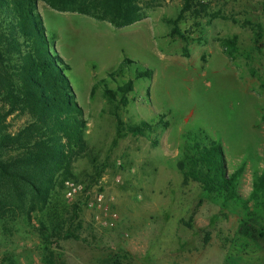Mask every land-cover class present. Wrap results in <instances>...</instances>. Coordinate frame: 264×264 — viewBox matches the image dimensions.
<instances>
[{
  "label": "rangeland",
  "instance_id": "374dc122",
  "mask_svg": "<svg viewBox=\"0 0 264 264\" xmlns=\"http://www.w3.org/2000/svg\"><path fill=\"white\" fill-rule=\"evenodd\" d=\"M37 4L87 122L70 177L106 176L120 219L103 229L83 204L70 224L76 200L58 188L32 220L22 213L0 220V264H264V192L253 195L264 173V0H191L178 21L185 38L170 35L185 0H152L122 27ZM146 69L152 76L139 78ZM129 80L125 105L120 87ZM29 120L9 117L13 131ZM144 121L153 123L146 135L127 132ZM200 131L222 143L228 174L244 165L239 199L225 206L178 166L189 133ZM39 218L48 228L66 220L79 237L50 244Z\"/></svg>",
  "mask_w": 264,
  "mask_h": 264
},
{
  "label": "trees",
  "instance_id": "16d2710c",
  "mask_svg": "<svg viewBox=\"0 0 264 264\" xmlns=\"http://www.w3.org/2000/svg\"><path fill=\"white\" fill-rule=\"evenodd\" d=\"M37 1L0 0V220L15 218L19 213L32 220L36 211H42L48 203L54 202L52 194L58 188L64 194L67 179L79 180L70 177V166L85 147L87 122L75 101L67 73L70 68L46 34ZM151 1L46 0L57 10L77 11L98 20H109L120 27L139 20L143 7ZM190 8L191 0H185L171 36L185 38L178 21L182 13ZM232 43L231 40H224L225 50ZM128 63L130 60L125 58L119 69ZM151 76L150 69L138 72L139 78ZM120 89L122 101L127 105L126 93L133 89V81L129 80ZM105 92L109 98L116 97L111 89L106 88ZM13 114H27L30 120L13 131L9 122ZM164 123L168 124L167 121ZM152 129L153 123L144 121L130 125L127 132L143 136ZM188 139L184 157L178 163L186 178L198 182L204 194H217L224 206L239 199L238 185L244 165L228 174L221 142L201 131L189 133ZM61 175L62 181L59 178ZM253 186V195L264 192V173L255 179ZM59 205L55 204V211L63 214ZM82 205L81 201L74 203L70 224L78 218ZM35 217L38 218V215ZM39 221L45 240L55 238L50 244L61 238L79 237L70 226H64L66 220L54 224L52 228L46 226L43 218ZM53 254L50 251V255ZM46 262L54 264L50 258H46Z\"/></svg>",
  "mask_w": 264,
  "mask_h": 264
},
{
  "label": "built area",
  "instance_id": "2783aa9c",
  "mask_svg": "<svg viewBox=\"0 0 264 264\" xmlns=\"http://www.w3.org/2000/svg\"><path fill=\"white\" fill-rule=\"evenodd\" d=\"M121 181L120 175L115 178ZM107 177L103 176L98 181L89 182L67 179L64 183V194L67 199L81 201L95 214V222L103 229H113L120 219L119 214L111 208L112 197L106 191ZM128 236V233H125Z\"/></svg>",
  "mask_w": 264,
  "mask_h": 264
}]
</instances>
